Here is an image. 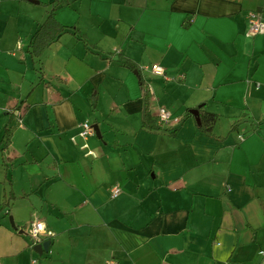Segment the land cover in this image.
<instances>
[{
    "label": "crops",
    "instance_id": "0c3cea01",
    "mask_svg": "<svg viewBox=\"0 0 264 264\" xmlns=\"http://www.w3.org/2000/svg\"><path fill=\"white\" fill-rule=\"evenodd\" d=\"M34 1L0 0V204L15 195L0 264H31L36 219L37 264H264V30L247 32L264 0H63L54 17L74 33L38 58L54 0ZM145 100L155 124L160 107L179 122L148 130ZM201 104L213 136L181 121ZM88 118L95 157L78 146Z\"/></svg>",
    "mask_w": 264,
    "mask_h": 264
},
{
    "label": "trees",
    "instance_id": "16d2710c",
    "mask_svg": "<svg viewBox=\"0 0 264 264\" xmlns=\"http://www.w3.org/2000/svg\"><path fill=\"white\" fill-rule=\"evenodd\" d=\"M62 2L63 0L53 1L52 8L48 12L45 20L37 28V30L31 35L29 39V53L31 54L32 57H36V58L40 57L42 53L45 51V49L48 48L54 42H56L63 34L67 32L74 33L73 28L60 24L54 17V10L59 5H61ZM79 39H82V37L80 36ZM86 45L87 47H90V45L87 42H86ZM118 60L123 67L131 71H136L137 76L139 75L140 83H142V79L140 78V72L137 69L136 64L131 59L123 55H118ZM202 107L203 106L198 108L199 129L205 134H207L208 136H213V126L216 122L217 117L215 114L202 110ZM189 111H187L183 115L181 121L187 117L192 116V114ZM143 126L147 128L148 130H154V131L166 129V128H161L160 126L155 124V121L151 118L149 110H148L147 100H145V105L143 107ZM4 130H5L4 131V140H5V136L9 135V129L5 127ZM174 131L175 129H172L170 133L172 134L174 133ZM14 198H15V195L10 190L8 194L6 195V197L4 198V200L0 204V211L4 209L8 210ZM28 246H31V242L28 244Z\"/></svg>",
    "mask_w": 264,
    "mask_h": 264
},
{
    "label": "built area",
    "instance_id": "2783aa9c",
    "mask_svg": "<svg viewBox=\"0 0 264 264\" xmlns=\"http://www.w3.org/2000/svg\"><path fill=\"white\" fill-rule=\"evenodd\" d=\"M264 30V15L261 11L252 10L247 14V32L249 35H255ZM145 69L154 73L155 75L161 76L165 80H168L169 77L165 74V70L159 64H151ZM179 79L183 78V74L180 73L177 75ZM156 124L161 128H166L171 124L179 122L178 117H173L171 112L165 108L160 107L157 111ZM94 135V129L92 124L84 121L79 124L78 136L81 138L82 143L79 145V148L84 151L85 156L95 157V154L92 150L88 148L87 140L90 136ZM239 141L243 140V135L237 136ZM120 194V188L113 186L110 189V196L117 197ZM44 224L39 220L32 221L27 228V235L30 238L31 246L41 243L44 240V235H47ZM31 264H37L36 259L31 260ZM105 264H118L114 259L106 260Z\"/></svg>",
    "mask_w": 264,
    "mask_h": 264
},
{
    "label": "water",
    "instance_id": "95a60500",
    "mask_svg": "<svg viewBox=\"0 0 264 264\" xmlns=\"http://www.w3.org/2000/svg\"><path fill=\"white\" fill-rule=\"evenodd\" d=\"M32 2L37 3V1L31 0ZM134 73L137 75V72L134 71ZM202 105L197 106V108L195 109H191L189 112L195 117V119L197 121H199L198 118V108H200ZM93 129H94V134L97 138H101V134L99 131V128L97 127V125H92ZM9 222L10 225L16 229V226L12 220L11 217H9ZM49 245H50V240H43L41 243H37L35 245L32 246V250L37 253L39 256H41L43 253L48 252L49 251Z\"/></svg>",
    "mask_w": 264,
    "mask_h": 264
},
{
    "label": "rangeland",
    "instance_id": "374dc122",
    "mask_svg": "<svg viewBox=\"0 0 264 264\" xmlns=\"http://www.w3.org/2000/svg\"><path fill=\"white\" fill-rule=\"evenodd\" d=\"M27 61H28V59H27ZM29 63V62H28ZM21 76V75H20ZM34 98H37V97H35V96H33ZM3 114H6V113H3ZM85 121V120H84ZM87 121H88V123H91V124H93V119L92 118H88L87 119ZM95 137V136H94ZM93 138V137H92ZM81 139V138H80ZM82 141V140H81ZM82 142H80V144H81ZM78 146H79V144H78ZM10 223V222H9ZM25 239L27 240V242H28V244L31 242L30 241V239H29V237H25ZM31 248H32V246H30ZM46 254V252L44 253V254H42L41 256H39L37 253H35L34 251H32V255H33V258L34 259H36V260H38L37 262H39V260L42 262V261H44V259H45V255ZM30 264V263H29Z\"/></svg>",
    "mask_w": 264,
    "mask_h": 264
}]
</instances>
